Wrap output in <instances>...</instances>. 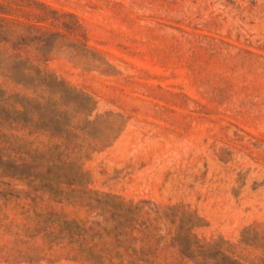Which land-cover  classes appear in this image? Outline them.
I'll return each mask as SVG.
<instances>
[{
	"label": "rangeland",
	"instance_id": "1",
	"mask_svg": "<svg viewBox=\"0 0 264 264\" xmlns=\"http://www.w3.org/2000/svg\"><path fill=\"white\" fill-rule=\"evenodd\" d=\"M0 58L33 75L0 71V106L28 110L0 144L67 142L88 188L195 211L202 242L264 264V0H0ZM37 183L0 161V264H85L47 236L85 208Z\"/></svg>",
	"mask_w": 264,
	"mask_h": 264
},
{
	"label": "trees",
	"instance_id": "2",
	"mask_svg": "<svg viewBox=\"0 0 264 264\" xmlns=\"http://www.w3.org/2000/svg\"><path fill=\"white\" fill-rule=\"evenodd\" d=\"M0 71L17 84L26 85L33 77L11 58H0ZM37 76L49 77L41 71ZM0 91L4 96V90ZM32 100L29 102L40 107L48 103ZM0 107L1 126L3 121L14 119L10 116L12 111H28L6 108L5 101ZM40 120L52 129L45 130L59 136L60 132L55 131L60 125L58 113L50 111L47 117L41 114ZM1 136L5 138L0 144L2 164L19 176H32L38 181L36 190L47 194L48 200L85 208L83 217L69 218L54 212L56 219L47 229L52 243H64L75 251L74 259L85 264H246L233 251L198 238L194 229L200 226L201 218L195 211L177 205L162 207L148 200L134 202L88 188L92 182L90 173L79 164V157H69L67 142H56L43 151L27 139L5 133ZM76 165L77 170L70 171ZM162 251H169L168 256ZM211 251L215 253L207 255Z\"/></svg>",
	"mask_w": 264,
	"mask_h": 264
}]
</instances>
